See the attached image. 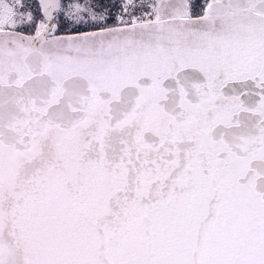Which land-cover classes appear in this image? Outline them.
Returning a JSON list of instances; mask_svg holds the SVG:
<instances>
[{
    "label": "snow or ice",
    "instance_id": "obj_1",
    "mask_svg": "<svg viewBox=\"0 0 264 264\" xmlns=\"http://www.w3.org/2000/svg\"><path fill=\"white\" fill-rule=\"evenodd\" d=\"M0 264H264V0H0Z\"/></svg>",
    "mask_w": 264,
    "mask_h": 264
}]
</instances>
